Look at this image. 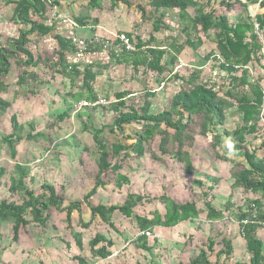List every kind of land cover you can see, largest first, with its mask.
<instances>
[{"label": "trees", "instance_id": "trees-1", "mask_svg": "<svg viewBox=\"0 0 264 264\" xmlns=\"http://www.w3.org/2000/svg\"><path fill=\"white\" fill-rule=\"evenodd\" d=\"M67 1L69 2V0H8L6 2L15 5L12 21L24 27L18 30L17 36H8L4 42L0 40V95L7 91L8 85L5 79L13 63L22 68H35L42 64L52 71V77L55 74L69 77L71 88L76 86L73 84L75 82L73 75L81 77L80 90L75 93L68 92L66 95L70 96L69 99L77 102L85 100L89 103L101 100L94 86L101 74L100 70L110 65L108 63L99 65L90 61L81 70L77 64L70 63L69 53L75 52L77 55L78 52L72 42V37L75 35L67 37L53 33L56 30L54 22L47 23L51 19H49L50 7L62 8ZM88 1L92 9L101 8L100 0ZM110 2L112 9L121 4L127 7L133 6L129 0H110ZM147 5L152 9L150 13L142 5L137 4L136 8L143 20L152 22V31L148 39H143L141 36L135 39L131 32L125 29L118 30L126 33L135 50L123 48L120 52L109 50L107 54L110 61H115L118 65L131 66L135 72L142 67L145 71L162 76L160 85L172 79L180 80L181 88L171 97L170 105L160 112H152L151 99L156 96V91L153 89L143 91V99L139 104H128L126 98L136 94L130 89L114 92V98L106 95L108 105L105 108L115 115L108 128L116 134L117 139L110 145L104 141L101 137L102 127L94 126L91 114L84 111L87 122L83 130L88 131L92 136L97 170L92 178L94 185L82 199L72 200L65 205L64 192L56 190L53 184L46 182L39 184L41 192L37 194L35 188L29 187L27 183V179L33 180L31 171L15 160L16 163L8 176V191L17 194L20 202L6 199L0 201V218L13 221L12 240L18 242L22 231L32 221L45 227L50 218L51 208L63 213L65 229L69 231L74 246L79 251L71 257L73 264H95L112 255L113 247L120 244L119 230L114 221L116 215H121L134 223L137 233H140L134 240L137 247L151 251L153 246H149V237L153 235L155 228H173L183 222L192 223L199 218L201 208L197 200L188 199L185 202H178L166 193L155 197L147 193L131 191L127 192L121 204H93L92 200L98 197L100 190L110 184H113L117 190L129 185L131 180L129 174L123 172L124 163L131 157L141 159L147 147L150 148L152 160L162 161L168 157L179 164L184 175L193 176L198 168L193 164L192 149L197 138L205 137L209 138L208 143L215 158L232 164L229 169L232 180L230 188L232 190L241 188L247 193L256 195L253 199L246 198L242 204L227 199L223 208H217L212 202L214 195L211 193L209 194L211 199L204 202L206 220L235 217L250 255L248 262L236 264H264V241L258 236V230L264 229V155L259 157L257 149L249 145L252 139L260 137L263 140L260 146H264V126L260 124L264 73L257 72L259 67L262 69L264 57L262 43L255 31V24L264 31V0H147ZM253 5L258 6V11L254 15L249 13V8ZM218 7L227 11H238L240 17L236 22H231L225 12H218ZM190 8L193 9L192 14ZM167 10H176L182 26L181 33L186 35L184 41L179 42V34L158 40L156 34L162 29L175 30L164 21ZM75 19L81 26L86 25L83 18ZM95 31L106 35L103 30ZM202 34L206 39L213 37L216 42V51L210 57L218 60L219 55L224 60V62L220 60L215 62L219 71L227 72L229 81L226 91L222 92L219 82L214 80L213 76L204 79L200 68L186 67V74L180 70L183 66H180L179 55L185 51L186 46L192 49L202 46L204 44ZM32 35L39 37L52 35L57 42L53 56L44 54L36 58L29 48ZM193 35L196 38L192 39ZM98 52H104L102 46L90 47L85 55L94 56ZM28 79L43 84L35 70L25 69L18 75L16 85L35 94L29 87ZM71 100L64 98L66 109L58 115L56 123L70 117ZM11 106L9 101L0 96L1 116L6 114ZM96 107L98 106L94 108ZM233 107L242 114V119L238 127L228 129L225 127L226 113ZM10 123L13 131L0 137V152L6 147L10 157L15 159L18 154L17 146L22 141H37L41 133L36 131L33 122L21 123L15 113L10 116ZM133 124L139 125L140 129L128 134L127 126ZM220 127L223 128L222 132ZM26 128L29 131L23 134ZM248 136H251V140L247 138ZM127 139H132L133 142L129 144ZM157 140V149H154L153 144ZM226 144L229 148L225 151ZM84 149L87 150L86 147ZM236 157L241 160H236ZM7 172L5 166H0V181ZM211 179L214 184L220 181L218 177ZM196 183L199 187H203L202 180H196ZM207 188L211 192L214 189L212 185ZM203 195L207 197L208 193ZM156 200L163 204V210L155 208L148 209L146 214L136 213V208L149 205ZM84 205L90 211L88 220L84 217ZM74 214H77L76 224L81 228L89 230L94 220L99 219L115 231L117 237L114 238L108 232H95L87 241L89 254H86L83 232L76 230ZM28 215L32 220L27 218ZM199 229L200 226L197 227V230ZM147 232L151 236L147 235ZM157 243L159 241L155 240L153 245ZM65 245L70 246L68 242ZM216 245L222 246L217 252ZM233 252V241L229 237H222L220 242L209 237L206 247L201 248L194 257H191L189 264H220L222 259L226 263L232 258Z\"/></svg>", "mask_w": 264, "mask_h": 264}, {"label": "rangeland", "instance_id": "rangeland-1", "mask_svg": "<svg viewBox=\"0 0 264 264\" xmlns=\"http://www.w3.org/2000/svg\"><path fill=\"white\" fill-rule=\"evenodd\" d=\"M7 1L0 0V40L2 42L8 36H17L18 30L24 27L12 21L15 5L8 4L6 3ZM129 1L133 4L132 7L121 4L117 8L112 9L110 0H100L101 8L92 9L88 0H69L62 8L50 7L49 19H51L47 23L51 24L54 22L56 30L53 33L67 37L72 36V33H74L77 37L89 38L95 33L94 30H98V26H100L113 32L125 29L131 32L135 39L137 36L148 39L152 31V22L142 19L136 5H142L149 13L152 9L147 5V0ZM256 8L257 6L255 5L251 6L249 13L254 15L258 11ZM189 11L191 14L193 13L192 8ZM165 12L164 21L175 30L162 29L156 34L158 40H165L170 35L179 34V42L184 41L186 35L181 33L182 26L179 23L176 10H167ZM218 12H225L231 22H236L240 17L238 11H227L218 7ZM242 15L244 14L242 13ZM77 17L83 18L86 25L81 26L75 19ZM193 37L194 35L191 38L193 39ZM31 38L32 41L29 44V48L36 58L42 57L44 54L53 56L57 49V42L52 35L44 37L32 35ZM203 39L204 44L198 49L186 46L185 51L179 55L183 62L187 64L180 70L186 74V67L188 69L200 68L204 79L213 76L214 80L219 82L222 92L226 91L229 81L227 72L219 71L216 66L218 60L210 57L216 51V42L213 37L206 39L203 36ZM260 41L262 43L261 39ZM107 52L106 50L98 52L90 59L84 54L81 60H77L75 52L69 53L68 61L77 64L81 70L90 61L99 65L107 63L110 65L108 68L100 70L101 74L98 76L94 86L101 100L96 103L88 102L89 105L81 108H78L79 103L85 100L77 102L69 99L70 96L66 95L68 92L75 93L80 90L81 77L73 75L75 80L73 84L76 86L71 88L69 77H64L60 74H55L52 77V71L42 64L35 68H22L15 63L12 64L11 71L5 79L8 85L7 91L0 95L12 105L6 114L0 115V137L4 134L12 133L10 116L14 113L18 115L21 123L29 124L33 122L36 131L40 132L41 136L37 141H22L17 146L18 154L15 159L10 157L6 147L1 149L0 166H5L8 172L0 181V201L6 199L20 202L17 194L8 191V176L16 161L24 164L31 171L33 180L27 179V183L29 187L35 188L37 194L41 192L38 187L39 184L46 182L53 184L56 190L64 192L65 205L72 200H81L83 193H86L94 185L92 178L97 170L94 156L95 145L92 136L88 131L83 130V126L87 122V116L84 111L91 114L94 126L102 127L103 133L101 137L110 145L117 139V136L108 128L115 115L112 111L105 108L108 105L106 104V95L114 98V92L130 89L136 94L126 98L128 104H139L143 99V91L145 89H153L156 91V96L151 99L153 101L152 112L157 113L170 105L171 97L181 88L182 82L180 80H169L163 86L159 82L162 81V76L154 72L145 71L142 67L138 72H135L131 66L118 65L115 61H110ZM25 69L28 71L35 70L43 82V84H38L32 79H28L29 87L35 94H31L24 87L16 85L18 75L23 73ZM257 72H264V64L262 69L260 67L257 69ZM65 97L71 100L70 117L56 123L58 115L66 109ZM95 106L98 107L94 108ZM226 114V128L234 129L240 125L242 114L235 107ZM139 129L140 126L136 124L127 126L128 134H133ZM222 129L220 127L221 132ZM28 131L29 129L26 128L23 134L28 133ZM247 138L251 140V136ZM208 141L209 138L199 137L195 142L192 151L194 152V162L198 167V171L193 176L184 175L180 170L179 164L168 157L162 161L152 160L150 148L147 147L141 159L131 157L124 163L123 172L129 174L131 183L120 190H117L113 184L106 186L102 189L103 191L100 190L101 195L92 200L93 204H121L128 191L147 193L155 197L166 193L178 202L195 199L198 201L201 213L198 219L191 224H187L192 228L200 226V231H194L186 237V243H191V248L186 252L181 251L183 253L182 262L189 264L190 258L194 257L201 248L206 247L209 237H213L217 242H220L222 237H229L234 242L235 249L232 258L227 260L226 263L222 259L220 264L248 262L250 255L246 249V242L240 234L238 221L233 216H226L215 221L206 220L204 202L211 199L209 194L212 193L214 195V198H212L213 204L217 208H223L227 199H230L233 203L242 204L246 198L253 199L256 198V195L247 193L241 188L236 190L229 189L227 182L217 181L219 184H214L211 177H227L231 164L217 160ZM127 142L131 144L133 140L127 139ZM262 143L263 140L260 137H255L249 142L252 148L257 149L259 157L264 155V146H260ZM157 144L158 140L153 144L154 149H157ZM228 148L229 145L226 144L225 151ZM229 158L232 157L229 156ZM196 180H202L203 187H199ZM210 185L214 188L212 192L207 188ZM203 193H208V196L206 197ZM155 208L163 210V204L156 200L149 205L136 208V213L146 214L148 209ZM83 210L84 217L88 220L90 216L88 207L84 205ZM49 212L50 218L45 227L32 221L22 231L18 242H13L12 240L13 221L0 218V264H60L65 251L71 255L79 252L74 246V241L69 231L65 229V215L54 208H51ZM88 213L89 215H87ZM27 218L32 220L30 215ZM77 220L78 216L74 214V226L76 230L83 232L86 254H89L87 241L95 232H108L114 238L117 237V233L99 219L94 220L89 230L78 226L76 224ZM114 221L119 230L120 245L123 244L121 245L123 247L125 244H133V238L137 233L134 223L121 215H116ZM258 236L264 241V229L258 230ZM67 242L70 245L69 247L65 246ZM180 244L183 249L186 248V246H182V241L174 245L179 246ZM221 248V245H216L215 251L217 252ZM213 258L215 257L213 256ZM65 262L66 264L68 263L67 261Z\"/></svg>", "mask_w": 264, "mask_h": 264}, {"label": "crops", "instance_id": "crops-1", "mask_svg": "<svg viewBox=\"0 0 264 264\" xmlns=\"http://www.w3.org/2000/svg\"><path fill=\"white\" fill-rule=\"evenodd\" d=\"M257 9H258V6L256 10ZM72 34L74 35V33ZM87 57L88 59H90L91 57H94V56H87ZM178 59L182 60L180 57ZM183 64L186 65V62H183ZM162 84L163 86H165V83H162ZM237 158L238 157H236L235 159L237 160ZM192 160H193L194 166L197 167L194 162V156ZM239 160H241V158H239ZM229 169H228L227 177L225 176V177H218V178L220 179L219 182H224V183L227 182L228 188L230 189L232 180L229 174ZM219 182L217 184H219ZM101 191H99L98 196L101 195ZM84 194L85 192L83 193V195ZM87 215H89V213ZM73 220H74V215H73ZM85 220H87V218ZM77 222L78 220L76 221V223ZM189 224L191 223L189 222ZM197 227L195 226V228H192L186 222H183L173 228H166V227L155 228L153 235L152 236L150 235L151 237H149V244H150L149 246L150 247L153 246V249L151 251H145L137 247L136 242H134V240L140 235V233H136V236L133 238V244H127V245L125 244L123 247L120 244L114 246L112 249L113 252H112L111 257L105 260L97 261L95 264H135L136 262H140L142 264H180V263H183L182 262L183 253L181 251L186 252L187 250H190L191 248V243L189 244L186 243V240H187L186 237L191 235V233H193L194 231L196 232L200 231V229L197 230ZM155 240H158L159 243H157L156 245H153L155 244ZM181 241L183 242L182 244L183 247L186 246V248L188 247L189 248L188 249L185 248L186 249L185 250L181 247V244L179 246L174 245L177 242L181 243ZM233 246H234V242H233ZM234 249H235V246H234ZM75 254L71 255L65 251L63 259L60 260L61 261L60 264H63V263L66 264L65 261L68 262L67 264H73L71 261V257Z\"/></svg>", "mask_w": 264, "mask_h": 264}, {"label": "built area", "instance_id": "built-area-1", "mask_svg": "<svg viewBox=\"0 0 264 264\" xmlns=\"http://www.w3.org/2000/svg\"><path fill=\"white\" fill-rule=\"evenodd\" d=\"M99 30H103L106 35L99 34L98 32L93 33L89 38H81L74 36L72 37V42L77 49V58L80 59L89 49L93 46H102L104 50H114L115 52H120L123 48L127 50H135L134 44L130 41L126 33L124 32H113L107 30L103 27L98 26ZM255 31L258 37L262 40V55L264 57V31L260 29L258 24H255ZM115 42V43H114ZM218 60L224 62L221 56H217ZM181 66H185L183 61L179 59ZM264 64V63H263ZM264 73V72H263ZM262 109H261V125L264 126V91L262 95ZM89 105L88 102L82 101L79 103V107ZM150 235L149 232L146 233Z\"/></svg>", "mask_w": 264, "mask_h": 264}, {"label": "bare ground", "instance_id": "bare-ground-1", "mask_svg": "<svg viewBox=\"0 0 264 264\" xmlns=\"http://www.w3.org/2000/svg\"><path fill=\"white\" fill-rule=\"evenodd\" d=\"M99 102V101H98ZM106 103V102H105Z\"/></svg>", "mask_w": 264, "mask_h": 264}]
</instances>
